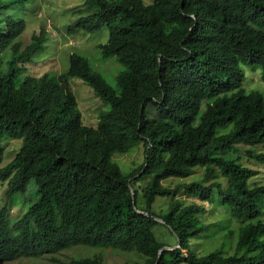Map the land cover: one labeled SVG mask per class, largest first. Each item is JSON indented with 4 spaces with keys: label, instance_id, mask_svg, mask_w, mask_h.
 <instances>
[{
    "label": "trees",
    "instance_id": "trees-1",
    "mask_svg": "<svg viewBox=\"0 0 264 264\" xmlns=\"http://www.w3.org/2000/svg\"><path fill=\"white\" fill-rule=\"evenodd\" d=\"M87 4L94 9L69 30L109 27L101 52L124 65L117 87L76 53L67 73L31 68L34 75L28 74V65L46 48L48 33L43 28L23 48L24 19L8 16L7 32L0 26V164L4 137L23 139L14 158L0 168V182H7L6 203L0 206V261L84 243L136 249L144 264H156L167 246L154 232L162 223L180 246L165 250L157 264H264V181H252L262 169L242 160L246 156L264 166V152L241 149L242 156L236 145L264 143V98L243 88L240 66L260 67L264 80V0ZM6 8L0 0V14ZM72 77L85 80L109 104L97 127L84 124ZM225 126L230 132L217 135ZM136 147L143 150V161L133 160L124 174L113 157ZM230 149L236 153L229 158L219 154ZM196 172L199 181L163 185ZM32 181L39 198L12 221L16 197ZM216 193L235 219L224 234L220 220L203 219ZM157 197L171 198L162 214L153 208ZM211 228L219 230L217 238L224 236L223 245L200 255L192 240ZM50 264L103 262L95 257Z\"/></svg>",
    "mask_w": 264,
    "mask_h": 264
},
{
    "label": "rangeland",
    "instance_id": "rangeland-1",
    "mask_svg": "<svg viewBox=\"0 0 264 264\" xmlns=\"http://www.w3.org/2000/svg\"><path fill=\"white\" fill-rule=\"evenodd\" d=\"M3 1L7 4L8 8L0 14V26L4 27L6 32L7 27L4 24L8 16L26 21L25 31L20 37L23 40V48L30 43L32 36L35 33H40L43 28L48 33L49 39L46 41V48L28 65V74L34 75L31 68L40 73L45 70L51 73H67L70 67V56L76 53L86 57L96 71L103 74L112 86L117 87V76L124 70V65L117 57L104 59L101 52V45L106 44L109 40V27L104 25L95 31H88L82 28L70 31L68 27L79 17L91 12L94 9L93 4L88 5L87 0ZM141 1L145 6H149L154 2V0ZM6 55L9 56L8 53ZM240 66L245 73L243 88L247 91L259 92L264 98V80L261 77V68L245 64H241ZM69 84L78 99L84 124L86 126L97 127L100 112L108 109L109 104L101 100L94 89L82 78L72 77L69 79ZM203 109H205V104L203 105ZM148 115L151 119L155 115L152 106L149 107ZM230 130L231 126L220 127L216 130V134H227ZM22 143L23 139L11 140L7 136L4 137L2 144L6 146V150L0 168L7 165L14 158L17 149L22 146ZM236 145L242 156L245 153L241 149L264 152V143L257 146H249L242 143H237ZM139 148L136 147L125 154L116 153L114 155V161L120 165L124 174H128L133 168V164H131L133 160H138V162L143 161V150ZM233 153H236L234 149L219 152L220 155L227 158L231 157ZM242 160L245 165L251 168L262 169V172L252 179V181H264V166L262 164L246 156L242 157ZM200 173H203V169L200 170ZM200 173L196 172L184 178H169L163 181V185L174 187L181 183L189 184L199 181L201 179ZM5 183L7 184V182H0V206L6 203V199L3 198L5 194L3 184ZM138 184L139 187L145 185L143 181ZM139 192V200L142 201V191L140 188ZM39 195L38 186L35 181H32L24 193L17 195L16 205L18 206L13 209L11 220L14 221L20 218L29 206L37 201ZM218 199L219 196L216 193L211 201L206 203L208 210L203 219L207 223H219L220 220L221 226H224L223 229H225H222L224 234V231L229 230V226H231L228 222L235 219L231 217L229 211L224 206L219 204ZM170 200V197H157L153 205L154 211L158 214L164 213L169 206ZM154 232L156 237L161 242L167 244V246H175L178 242L176 236L162 223L155 226ZM217 233H219V230L216 231L214 228H211L208 233L202 234L201 237L192 240V248L200 255H207L213 249L220 248L223 245L224 236L222 239L217 238ZM15 234L17 232L13 230L12 235ZM95 257L101 258L103 264H144L145 261V257L136 249H124L112 244L89 245L80 243L60 250H45L36 254H21L18 259L0 261V264H50L52 260ZM182 264L188 263L184 262Z\"/></svg>",
    "mask_w": 264,
    "mask_h": 264
},
{
    "label": "water",
    "instance_id": "water-1",
    "mask_svg": "<svg viewBox=\"0 0 264 264\" xmlns=\"http://www.w3.org/2000/svg\"><path fill=\"white\" fill-rule=\"evenodd\" d=\"M129 187L131 189V193H132V196L133 198L135 199V190H134V187L132 185V182H131V179H130V183H129ZM138 212L141 213V214H146V215H149L147 212H144L143 210H140L138 209ZM156 219L160 222H165L162 218H159V217H156ZM179 243H180V239H178ZM180 245H177V246H164L160 249L159 251V257H158V260L156 262V264L158 263L160 257L162 256V253L165 251V250H170V249H175V248H178Z\"/></svg>",
    "mask_w": 264,
    "mask_h": 264
}]
</instances>
